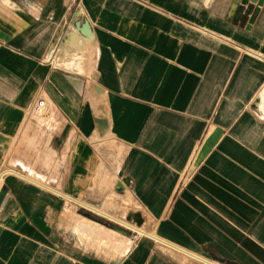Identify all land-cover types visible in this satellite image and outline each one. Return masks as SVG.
<instances>
[{"label":"crops","instance_id":"1","mask_svg":"<svg viewBox=\"0 0 264 264\" xmlns=\"http://www.w3.org/2000/svg\"><path fill=\"white\" fill-rule=\"evenodd\" d=\"M3 170L0 264H264V0H0Z\"/></svg>","mask_w":264,"mask_h":264},{"label":"built area","instance_id":"2","mask_svg":"<svg viewBox=\"0 0 264 264\" xmlns=\"http://www.w3.org/2000/svg\"><path fill=\"white\" fill-rule=\"evenodd\" d=\"M45 109V102L42 98L36 99L33 104H31L28 108V112L33 114H41L44 112ZM6 172V170H3L0 172V187H1V179L2 175ZM1 190V189H0Z\"/></svg>","mask_w":264,"mask_h":264},{"label":"water","instance_id":"3","mask_svg":"<svg viewBox=\"0 0 264 264\" xmlns=\"http://www.w3.org/2000/svg\"><path fill=\"white\" fill-rule=\"evenodd\" d=\"M260 2V1H259ZM255 11H256V8L254 9V12L253 13H255ZM252 17H254V14H252V16H251V19H252ZM219 133V130L218 129H216L213 133H212V135L208 138V140L204 143V145H203V149H202V152H205L211 145H212V143H213V141H214V139H215V137L217 136V134ZM3 193H4V190L2 189V190H0V201H1V199H2V196H3Z\"/></svg>","mask_w":264,"mask_h":264},{"label":"bare ground","instance_id":"4","mask_svg":"<svg viewBox=\"0 0 264 264\" xmlns=\"http://www.w3.org/2000/svg\"><path fill=\"white\" fill-rule=\"evenodd\" d=\"M241 1H242V4H246L249 0H241ZM251 1L258 3L260 0H251Z\"/></svg>","mask_w":264,"mask_h":264}]
</instances>
